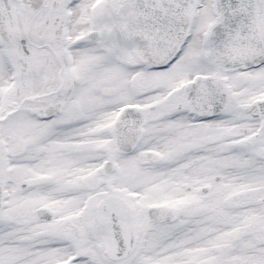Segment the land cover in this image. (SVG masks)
I'll use <instances>...</instances> for the list:
<instances>
[{"label":"snow or ice","instance_id":"6c2138e0","mask_svg":"<svg viewBox=\"0 0 264 264\" xmlns=\"http://www.w3.org/2000/svg\"><path fill=\"white\" fill-rule=\"evenodd\" d=\"M0 264H264V0H0Z\"/></svg>","mask_w":264,"mask_h":264}]
</instances>
